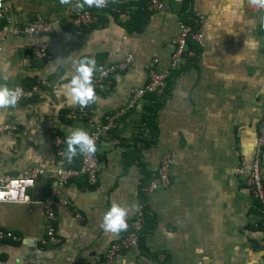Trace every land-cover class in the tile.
Masks as SVG:
<instances>
[{"label":"crops","instance_id":"obj_1","mask_svg":"<svg viewBox=\"0 0 264 264\" xmlns=\"http://www.w3.org/2000/svg\"><path fill=\"white\" fill-rule=\"evenodd\" d=\"M161 1L164 8L149 10L141 32L129 21L147 0H113L99 13L97 26L77 33L67 18L83 8L80 0H5L10 28L40 15L53 29L39 39L11 35L0 52V127H16L0 132V175L60 167L53 143L57 133L69 159H77L91 128L70 115L79 107L84 78L127 55L134 62L91 93L94 122L124 112L95 149L97 184L79 177L61 190L56 213L62 243L41 244L46 234L42 204H2L0 227L22 237L0 245L2 264H264L260 213L245 176L238 174L239 168L245 175L251 170L264 111L260 0H193L192 13L206 19L205 46L192 63L181 62L182 71L169 76L164 89L149 96L165 92L156 113L157 134L150 145H141L139 159L129 152L138 133L150 134L143 120L149 100L147 95L127 108L131 90L146 82L154 59L159 70L169 68L172 40L186 12L185 0ZM32 47L45 48L50 59L35 60ZM42 80L50 86L35 99H7L16 86ZM167 153L173 157L172 183L147 195L140 248L106 261V250L122 235L119 217L133 215L144 196L145 170L155 174ZM46 182L30 192L35 201L46 198Z\"/></svg>","mask_w":264,"mask_h":264},{"label":"built area","instance_id":"obj_2","mask_svg":"<svg viewBox=\"0 0 264 264\" xmlns=\"http://www.w3.org/2000/svg\"><path fill=\"white\" fill-rule=\"evenodd\" d=\"M35 1V0H28ZM113 0H80L82 9L76 11L67 18L68 25L77 33L93 29L98 25V15L111 7ZM148 7L154 11H160L164 8L161 0H147ZM261 11V29L264 34V0H260ZM9 9L5 0H0V52L3 44L13 35L16 37H34L43 38L52 33L53 25L45 17L37 16L32 21L18 28H10L7 23ZM206 19L198 11H194L191 22L182 21L178 35L172 40L173 52L171 61L167 70L158 69V59H154L148 67V79L142 85L135 86L131 90L130 100L127 108L146 94L164 89L168 78L181 67V62L187 59H196L199 56L197 50L204 48L206 39L204 26ZM193 46V48L190 47ZM197 49V50H196ZM35 60L46 62L50 59L45 48L32 47L30 49ZM134 58L127 55L124 58L111 63L99 65L95 71L88 73L84 78L87 85L103 86L111 82L113 76L125 72L133 65ZM50 85L47 80L39 81L31 86L18 85L12 89L7 99L12 103H21L35 99L44 88ZM124 110H119L113 115H108L105 119L93 121V111L91 108V99L88 96H82L79 107L70 112L71 117L83 119L91 128L84 137L81 145V161L79 166L70 167L69 154L61 135L55 134L53 143L56 147V154L60 162V167L56 169L31 168L18 175H0V205L39 203L44 207L46 218V234L41 239V244L45 247H57L62 243V237L57 230L58 217L56 213V203L61 194V190L73 179L85 178L87 184L94 186L98 182L100 173V160L94 153L102 136L117 126L118 117ZM14 125L5 124L0 127V132L15 130ZM173 157L167 153L162 157L161 163L153 176L145 184H142L141 190L143 197L140 199L136 212L127 217H119V225L122 231L120 239L114 241L105 252V260L111 262L122 252H130L139 249L145 233L146 227V207L148 203L147 195L160 186H168L172 183L171 168ZM239 175L245 176V186L252 194L260 213V225L264 230V111L261 117L259 135L257 139V151L253 165L248 175L243 168L238 169ZM45 178H52L51 193L44 199L35 201L30 192L37 187L39 182ZM22 237L14 231L0 227V245L8 242H20ZM264 247V239L260 242ZM0 264L2 260L0 259Z\"/></svg>","mask_w":264,"mask_h":264},{"label":"trees","instance_id":"obj_3","mask_svg":"<svg viewBox=\"0 0 264 264\" xmlns=\"http://www.w3.org/2000/svg\"><path fill=\"white\" fill-rule=\"evenodd\" d=\"M192 2H193V0H185L184 1V5H185L184 10L186 11L185 16H184L185 22H191L193 13H192V10H190V5L192 4ZM149 10L150 9L148 8V3L145 2L142 7H139L136 11L132 12V14L130 16L129 24H135L136 23L137 26H135L134 29H136L138 32H141L144 29L147 22L149 21V18H150V11ZM190 47L193 48L192 45H190ZM197 51H198V53H200V50H197ZM194 60L195 59H187V62L192 63ZM180 71H182L181 67L178 71L175 72V74L180 73ZM35 83H37V82L29 83V84H26L25 86H31ZM96 88H98V87L95 85L84 84L82 86V89H81L82 96H85V97L88 96L90 98L91 93L95 92ZM152 94L155 95L154 93L146 94V96L148 95V100H149V96ZM164 96H165V92H163L160 96L159 95L153 96L149 100V102L145 105V113L143 116V120L146 123L147 128H149L150 134L145 135V133H143L141 131L135 137L137 145L133 146L132 151L129 153L133 154L134 157H136V158H137V156L139 159L141 157V145H145V146L150 145V143H152L155 139V136L157 134L156 113H157L158 109H160V107L163 104ZM83 140H82V142H83ZM82 142L79 146L78 158L75 159L74 157H72V160H69V162L67 163L68 166H70V167L79 166L80 161H81V145H82ZM138 143H140V145H138ZM94 153L96 154V150H94ZM70 154H71V152H70ZM152 176H153V174H151L150 172L145 170V178H144V181L142 184L147 183ZM45 180H47L46 186H47V191H48L47 196H48L52 190L53 180H52V178H45ZM145 229H146V227H145Z\"/></svg>","mask_w":264,"mask_h":264}]
</instances>
